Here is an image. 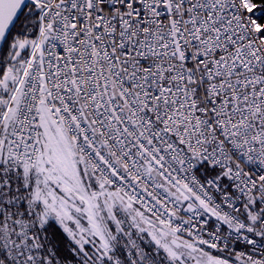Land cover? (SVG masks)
I'll return each mask as SVG.
<instances>
[{
    "label": "snow or ice",
    "instance_id": "obj_1",
    "mask_svg": "<svg viewBox=\"0 0 264 264\" xmlns=\"http://www.w3.org/2000/svg\"><path fill=\"white\" fill-rule=\"evenodd\" d=\"M0 264H264V0H0Z\"/></svg>",
    "mask_w": 264,
    "mask_h": 264
}]
</instances>
